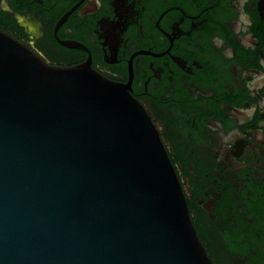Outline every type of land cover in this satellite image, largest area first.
I'll list each match as a JSON object with an SVG mask.
<instances>
[{
	"label": "flooded vegetation",
	"instance_id": "af4514ba",
	"mask_svg": "<svg viewBox=\"0 0 264 264\" xmlns=\"http://www.w3.org/2000/svg\"><path fill=\"white\" fill-rule=\"evenodd\" d=\"M49 63L129 86L215 264H264V0H0Z\"/></svg>",
	"mask_w": 264,
	"mask_h": 264
},
{
	"label": "water",
	"instance_id": "95a60500",
	"mask_svg": "<svg viewBox=\"0 0 264 264\" xmlns=\"http://www.w3.org/2000/svg\"><path fill=\"white\" fill-rule=\"evenodd\" d=\"M0 264H215L129 86L2 27Z\"/></svg>",
	"mask_w": 264,
	"mask_h": 264
},
{
	"label": "trees",
	"instance_id": "16d2710c",
	"mask_svg": "<svg viewBox=\"0 0 264 264\" xmlns=\"http://www.w3.org/2000/svg\"><path fill=\"white\" fill-rule=\"evenodd\" d=\"M1 27V26H0Z\"/></svg>",
	"mask_w": 264,
	"mask_h": 264
}]
</instances>
